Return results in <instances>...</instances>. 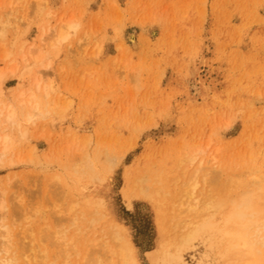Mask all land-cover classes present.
<instances>
[{
    "label": "rangeland",
    "instance_id": "1",
    "mask_svg": "<svg viewBox=\"0 0 264 264\" xmlns=\"http://www.w3.org/2000/svg\"><path fill=\"white\" fill-rule=\"evenodd\" d=\"M0 18V99L28 94L34 79L52 86L43 116L13 129L0 121L13 143L0 159L8 208L0 220L9 227L0 225V237L9 230L0 264H90L110 238L107 220L122 227L139 264H151L146 251L163 243L174 252L189 231L200 195L238 194L264 172V0H0ZM69 19L77 30L48 44ZM39 45L46 55L23 71L20 50ZM197 149L190 167L178 165ZM207 168L215 179L200 187ZM187 176L199 183L197 198H184ZM143 187L150 199L129 195ZM71 205L86 219L98 210L99 222L73 227ZM203 252L196 239L183 256L195 264ZM257 255L249 264H264Z\"/></svg>",
    "mask_w": 264,
    "mask_h": 264
},
{
    "label": "bare ground",
    "instance_id": "2",
    "mask_svg": "<svg viewBox=\"0 0 264 264\" xmlns=\"http://www.w3.org/2000/svg\"><path fill=\"white\" fill-rule=\"evenodd\" d=\"M37 6L39 5H36V7ZM39 11H40V8H37L38 14H39ZM73 20L69 19V20H66L64 23L61 22V25L57 27L56 31L54 29L55 32L53 33H50L48 31V33L52 34L51 36H49V39H48L49 42L46 40L48 44L56 45V44H61L64 41H66L68 37L77 30L78 25H79L76 20L75 21ZM3 22L4 21H0V27H1L0 28V38H2L4 34V29H5L3 26ZM45 34L47 33L45 32ZM41 36L44 37L43 33ZM44 42L45 40L43 41V44ZM40 45L43 46L42 43ZM39 46L38 48H36L37 46L35 48L33 46L25 50L24 49L20 50L22 60L24 61V66L22 67L23 71L26 69L30 70L33 66L37 65L38 63H41V58L42 56L44 57L46 55L45 54L46 51L42 50L41 46L39 48ZM7 54L8 53H5L4 55L8 56ZM3 77H4V73L0 72L1 82L3 81ZM32 83H33L32 88L30 89L28 94L22 91L18 94L19 96L18 98H15L12 102H7V103L3 102L0 99V121H2V123L5 125L6 128L13 129L15 127H18L20 125V120H28V119L32 120L34 117L43 116L42 109L45 107L44 102H46L47 96L50 95V92L52 91V86L51 84L42 82L41 80H38V79H34ZM24 134L25 133H23V135ZM12 145L13 143H12L10 134L1 132L0 133V159H4V156L11 149ZM200 152L201 150L197 149V150L190 152L189 154L187 153L188 155L185 154L187 156L184 155L183 158L182 157L178 158L177 159L178 165L183 166L184 164L188 163L187 166L190 167V165L195 162V160L198 157V153ZM184 167L186 169L188 168L186 167V165ZM199 169L201 170L203 169V167H200ZM191 170L193 171L192 168ZM208 170L210 171L211 169L209 168ZM194 171H193V174H194ZM204 171H205V175L209 173V171L207 170H204ZM182 172L184 174L185 170H183ZM195 172H196L195 173L196 175L194 176L195 178L199 176L201 173H203V172L200 173V171H199L200 174L198 173V171H195ZM188 173L190 175L191 172H188ZM211 173H209V176L211 175ZM202 175H204V173L201 174V176ZM191 176H187L188 179L190 177L191 179V180L189 179L190 181H192V179L194 178V177L191 178ZM201 176H200V179H201ZM205 177L202 176V178H205ZM195 178H194L193 184L190 183L188 185H185L186 187H183L185 189L181 190L184 193V195L185 194L187 196L189 195L190 198H193V197L197 198L194 193L196 182H197L195 181ZM188 179H186L185 181H187ZM198 179L199 177L197 178V180ZM214 179H215V176L212 173V176L209 178V180L205 179L204 181H201V180H198V181L201 184H203L202 182H204V185L200 186L202 187V186H205V181L212 182ZM209 182H206V183H209ZM226 184H228V186L231 187L234 184V180L226 179ZM0 185L3 186V184H0ZM197 185H199V183ZM207 185L209 186V184H206V186ZM196 187H199V186H196ZM148 188H150V186H148ZM179 188H177V190ZM180 189L178 191L177 190H173V191H177V194H178V192L180 193ZM204 190L206 191L205 188ZM205 191L204 192L201 191V192L205 194L206 193ZM1 193L4 194L5 191L1 190L0 188V196L1 195L3 196V194ZM229 193L230 191L226 193V196H223V195L221 196L219 193H215V194L209 193L210 195L208 196L205 194L206 197L205 195H200L201 193L200 194L197 193L196 195H200L199 196L200 198H197V200H195L196 202L194 201L195 202L194 204L190 203L191 205L188 207L192 211V214L190 213L191 212L190 210H189L190 212H188L187 211L188 209H186V212L191 214L190 217H188L190 218V220L187 218L188 219L187 222L185 221L187 223L185 227L189 228V231L186 233L187 229L184 227L186 231H184V234H183L182 233L183 229L180 230L183 236L179 237L181 239L180 241H178L179 243L176 245L174 252H168L163 246V243L160 244L159 247L157 248L146 251L145 253L148 254V259L151 262V264H190L184 259L183 250L190 248L193 241L196 239H200V242L202 243V246L204 248V252L202 253V258L198 259L195 264H249V260L252 257V250H256V253L259 254L257 255V257L262 258V255L260 254H262V251H264V172L260 173L259 176L255 177L252 181V184L249 187H245L243 190H240L238 194L230 195ZM123 194L127 196L126 192H123ZM56 195H54V197ZM129 195L143 197L146 199H150L152 197V193L146 187L139 188L135 192H129ZM186 195L184 198H186ZM201 196L204 198L202 199ZM183 197L181 196L180 198L182 199ZM190 198L189 200L191 201ZM6 204L7 202L3 203V199L0 198V210L2 211L3 209L5 210V208L7 207L5 206ZM19 210L20 208L16 206L12 214H15V215L17 214L16 216L20 217L18 215ZM77 210H75L74 212L73 205L69 206L67 209V211H69V214L72 213V215H74V217L72 218L69 217L70 219H72V222L70 223L71 225H74L73 227H76V228L83 227L84 228V224L79 222L78 221L79 219H81L82 221L84 220V222H86V220L88 221L92 220L93 222H96V221L99 222L101 218V215H100L101 213L98 210L97 212L89 211L91 213L89 215V219H86V216L88 214L87 212L85 214V212L82 213L80 210L81 214L80 213L77 214L76 213ZM7 211H8V208H7ZM2 213L3 212L0 213V217L1 216L4 217L3 216L4 213L3 214ZM76 214L78 216H76ZM10 216L13 217L11 213H10ZM105 218L106 217H104V219ZM180 219L182 218L180 217ZM1 221L2 219L0 220V223ZM107 222L108 224L106 225V227L109 228L108 233L110 234V238L100 243L101 244L100 249L102 250V252L95 255L94 257L95 259L90 264H139V262L137 261L134 255V246L131 243V241H129L123 234L122 227L119 226V224L114 222L113 220H107ZM162 222H161V225H162ZM2 223L0 224L2 228L4 229L9 228L6 226L8 225L6 224V222H5L6 225ZM178 224L180 225V223ZM162 230L163 229H161V231ZM7 232H9V230H7L5 234L3 233V236L6 238V240L5 239L3 240V245L9 244L8 239H7V236H8ZM3 236L1 237L3 238ZM92 244H93V241H90V244H87V246L89 245L91 246H89L87 249H91L92 246L95 245V244L93 245ZM4 248L6 249V247ZM90 254H91L90 256V259H91L93 257V254L92 253ZM35 257L37 258V255H34V258ZM40 257L38 255V259L47 258L46 255L45 256L41 255ZM34 258L32 259L35 260L36 258L35 259ZM62 259L63 258H61V260ZM4 260L6 261L7 264L11 261V259L7 261V257ZM46 260L48 261L50 259L48 258ZM46 260H43L45 261L44 262L45 264H47ZM1 264L3 263L1 262ZM48 264H57V262L56 261L55 263L48 262ZM60 264H70V263L66 261V258H65L63 261H60Z\"/></svg>",
    "mask_w": 264,
    "mask_h": 264
}]
</instances>
